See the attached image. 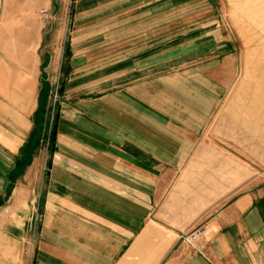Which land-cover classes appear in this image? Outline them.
Wrapping results in <instances>:
<instances>
[{"label": "crops", "instance_id": "obj_1", "mask_svg": "<svg viewBox=\"0 0 264 264\" xmlns=\"http://www.w3.org/2000/svg\"><path fill=\"white\" fill-rule=\"evenodd\" d=\"M38 8L0 21V264H264L261 41L220 0Z\"/></svg>", "mask_w": 264, "mask_h": 264}, {"label": "rangeland", "instance_id": "obj_2", "mask_svg": "<svg viewBox=\"0 0 264 264\" xmlns=\"http://www.w3.org/2000/svg\"><path fill=\"white\" fill-rule=\"evenodd\" d=\"M0 0V21H10L14 17V20L19 21H30L36 20L41 21L44 19L43 12L40 4L42 0ZM221 5L224 7V18L225 22L230 26V33L235 32L242 40L249 38H256L257 41H261L263 45L256 47V51L253 54L259 56L260 59L264 58V0H220ZM37 7V8H36ZM32 10V12H30ZM234 27V28H232ZM233 29V30H232ZM247 42V41H246ZM242 49H249V46H241ZM249 51H246V55ZM252 53V52H251ZM243 54V51H242ZM244 55V54H243ZM245 57V55H244ZM257 67V78L258 81L264 83L263 69L264 63L258 62ZM52 90L50 94L51 108L56 104L59 97L60 90V76H56L51 83ZM45 131L46 135L45 146L47 147L51 140L52 124H49ZM216 131L211 130L209 132L210 144L214 149L217 148V139L215 135ZM223 144L222 142H219ZM230 148L232 147L231 143ZM183 177V174L178 175Z\"/></svg>", "mask_w": 264, "mask_h": 264}, {"label": "built area", "instance_id": "obj_3", "mask_svg": "<svg viewBox=\"0 0 264 264\" xmlns=\"http://www.w3.org/2000/svg\"><path fill=\"white\" fill-rule=\"evenodd\" d=\"M43 12V11H42ZM203 231L202 227H196L193 230L184 233L182 235L183 239L186 240L187 242H191L194 239H196V237Z\"/></svg>", "mask_w": 264, "mask_h": 264}]
</instances>
